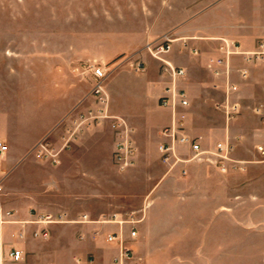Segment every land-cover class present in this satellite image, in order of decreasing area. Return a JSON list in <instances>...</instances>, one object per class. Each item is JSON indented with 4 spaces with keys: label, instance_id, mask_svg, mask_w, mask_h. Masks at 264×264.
I'll return each instance as SVG.
<instances>
[{
    "label": "crops",
    "instance_id": "crops-1",
    "mask_svg": "<svg viewBox=\"0 0 264 264\" xmlns=\"http://www.w3.org/2000/svg\"><path fill=\"white\" fill-rule=\"evenodd\" d=\"M211 2L204 0L203 8L195 0L185 6L184 11L203 13V26L187 24L181 37L171 39L163 58L186 70L185 77L175 81L189 102L181 110L186 133L205 147L230 139L235 151L246 137L264 136V122L253 112L254 107L264 110V60L250 63L243 55L228 57L229 80L237 86V92L229 98L241 105L240 114L232 120H226L216 107L225 100L226 79L223 74H214L208 65L225 56L220 49L222 40L242 51H252L264 40V6L252 8L245 16L239 13L230 23L226 2ZM94 9L124 13V19L132 23H136V16L140 28L124 48L114 43L102 56L89 55L96 50L84 52L78 46L63 48L58 71L61 99L67 102L69 95L75 96L71 109L82 110L85 103H92V76L88 71L78 72L81 62L107 72L102 83L107 111L122 118L131 130L135 164L124 171L113 165L115 133L110 120L87 128L75 144L60 152L59 163L51 164L36 158L34 145L29 150L13 146L10 127L4 126L1 116L0 142L7 141L9 147L0 158V214L10 211L12 216L10 222L0 224V264H217L210 254L227 253V249L221 230L215 234L218 243L211 242V222L221 219L229 192L237 194L239 187H249L261 179L245 177L239 185L236 179L244 176L239 171L223 174L197 162L169 168L161 161V130L171 123L172 110L161 106L159 100L172 82L161 74V63L143 48L162 35H156L157 29L174 24L172 20L165 22L164 14L179 13V0H89L82 11ZM131 52L139 57L137 63H143L141 72L136 69L137 63L131 67L120 64L125 53ZM120 65L130 70L134 65L132 71L144 82L141 106L133 112L139 116L136 120L115 106L109 80ZM239 70H245L246 76L242 77ZM211 111L219 118L216 125L211 123ZM67 112L48 129L51 141L59 138V125ZM249 114L258 122L257 127L243 125ZM234 157L239 155L234 153ZM37 174L46 177L40 190L34 188ZM39 216H50L52 222H35ZM132 229L135 237L130 236ZM44 232L46 237L42 236ZM112 234L131 250L130 260H116L121 241H108ZM13 248L23 251V260L6 259Z\"/></svg>",
    "mask_w": 264,
    "mask_h": 264
},
{
    "label": "rangeland",
    "instance_id": "rangeland-1",
    "mask_svg": "<svg viewBox=\"0 0 264 264\" xmlns=\"http://www.w3.org/2000/svg\"><path fill=\"white\" fill-rule=\"evenodd\" d=\"M88 1L0 0V117L4 126L10 127L13 146L22 150H29L33 145L34 148L44 136H50L48 129L63 113L68 111L67 114H75L80 110L70 108L76 100L75 96L69 95L67 102L61 99L58 71L63 48L78 46L84 52L96 50L89 55L102 56L109 53L114 43L124 48L131 36L137 35L140 27L136 25L139 23L136 16V23H132L124 19V13H103L98 9L82 11ZM203 1L195 0V3L202 7ZM193 2L179 0V13H165V22L172 20L174 24L169 28L157 29L156 35H162L152 43L158 42L164 35L170 39L181 37L182 28L189 23L203 26L202 12L184 11L185 6ZM220 2L227 4L230 23L239 13L245 16L252 8L264 6V0H212L211 3ZM231 5L234 7L232 11ZM127 15L129 17L130 14ZM143 49L147 51L146 47ZM124 56L120 64H130V67L139 60L132 52ZM86 64L80 63L79 73L87 72ZM132 68L130 70L125 65L117 67L109 84H112L116 108L136 120L139 116L133 112L141 106L144 82ZM119 91L122 93L119 94ZM91 105V102L85 103V108ZM246 116L248 122L243 123L245 127L258 126L254 117L250 114ZM211 118L212 125L218 124L219 118L212 111ZM243 140L244 145H239V149L234 151L239 155L238 159L252 161L258 158L254 148L256 144L264 142V136L262 139L248 136ZM52 142L59 147V138ZM2 144L9 145L7 141ZM247 166L249 169L243 172ZM245 169L239 171V174L244 173V176L236 179L239 185L244 183L245 177L251 180L256 176L255 179L261 180L257 185L251 183L249 187H239L237 194L229 192L228 206L221 213V219L211 222V242L218 243L215 234L221 230L222 244L227 249V253L210 254L217 264H264V162L248 163ZM45 180L46 177L37 174L34 188L40 190ZM2 192L0 189V194Z\"/></svg>",
    "mask_w": 264,
    "mask_h": 264
},
{
    "label": "built area",
    "instance_id": "built-area-1",
    "mask_svg": "<svg viewBox=\"0 0 264 264\" xmlns=\"http://www.w3.org/2000/svg\"><path fill=\"white\" fill-rule=\"evenodd\" d=\"M171 39L164 35L158 42L146 44L147 51L152 57L161 63V74L168 76L171 80L164 94L160 97V105L172 110L171 123L161 130L164 141L159 145L161 161L172 168L177 164H186L191 162L203 163L217 169L223 174L245 169L248 163L264 162V142L255 145V153L258 158L252 161L238 159L234 157V147L230 139L219 141L212 146H203L198 138H191L185 131V115L181 112L188 105V99L185 92L175 86V81L182 79L186 75V70L166 61L163 56L170 49ZM220 49L224 50L225 56L211 60L208 68L216 75L223 74L226 79V97L224 102L216 104L217 109L221 110L226 120H232L241 112L240 103L231 97L237 92V86L230 82V67L228 57L233 54L243 55L245 61L256 63L264 60V40L258 42L252 51L238 50L235 44H228L222 40ZM223 68V70H222ZM136 69H143V63L138 62ZM87 71L92 76V87L90 95L92 96V105L88 108L77 111L75 114H68L59 125V147H56L49 136L43 137L33 148L36 158L49 162L51 164L59 163V154L62 150L70 148L79 136L87 128L99 124L103 120H110V125L115 133V148L112 156L113 165L119 170L124 171L132 167L136 161V148L131 139V130L127 123L119 117L112 116L107 111V96L105 95L102 83L107 72L102 68L88 65ZM242 77L246 76L245 70H239ZM174 84V85H173ZM253 112L264 122V110L261 107H254ZM186 147V149H185ZM8 151L6 144H0V158ZM185 175L186 171L183 170ZM12 216L10 211L0 214V224L10 222ZM52 222L50 216H39L37 223ZM51 220V221H50ZM54 222V221H53ZM36 234V233H35ZM46 237L47 233H42ZM131 237L136 236L134 229L130 232ZM108 241H121L119 256L116 260H130L132 252L122 244V240L116 234L108 235ZM24 253L19 249H11L6 253V259L10 262H19L23 260ZM135 264V263H134Z\"/></svg>",
    "mask_w": 264,
    "mask_h": 264
}]
</instances>
